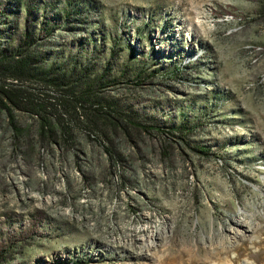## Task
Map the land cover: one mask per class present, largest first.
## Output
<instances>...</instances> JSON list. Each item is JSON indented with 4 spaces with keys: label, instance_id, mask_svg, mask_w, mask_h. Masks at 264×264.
Wrapping results in <instances>:
<instances>
[{
    "label": "rangeland",
    "instance_id": "1",
    "mask_svg": "<svg viewBox=\"0 0 264 264\" xmlns=\"http://www.w3.org/2000/svg\"><path fill=\"white\" fill-rule=\"evenodd\" d=\"M0 16V42L34 30L75 92L187 126L107 143L75 121L55 143L0 111V264H264V0H0Z\"/></svg>",
    "mask_w": 264,
    "mask_h": 264
},
{
    "label": "trees",
    "instance_id": "2",
    "mask_svg": "<svg viewBox=\"0 0 264 264\" xmlns=\"http://www.w3.org/2000/svg\"><path fill=\"white\" fill-rule=\"evenodd\" d=\"M0 17L2 18V16ZM34 35V30L25 29L16 44L10 43L9 36L4 40L5 42H0V111L10 117L9 115H12L15 110H29L39 117L38 134L40 139L48 138L57 143L60 141L59 137L63 140L69 138L75 121H79L83 126L99 130L100 138L107 139V143L111 142L110 136L129 137L134 135L130 131H134L135 134L153 132L160 136L175 132L183 133L187 129L183 122L162 129V126L154 118L146 119L137 112H124L98 104V102H94L93 93L88 84L75 92L76 87L71 84L74 70L71 69L68 72L65 67L55 63L48 67L41 66L36 54L31 49V44L35 39ZM98 76L101 75H96L94 80ZM23 81L28 84H23ZM30 82L38 83L39 89L44 87L60 91L69 89L72 94H76L74 99L79 106L71 104L63 95L57 96L56 102L58 103H56L48 97V94H36L29 87ZM61 111L65 112L67 117H63ZM79 113L84 119H80ZM98 113H101V117ZM106 151L110 157H114L117 161L121 159L114 148H106Z\"/></svg>",
    "mask_w": 264,
    "mask_h": 264
}]
</instances>
